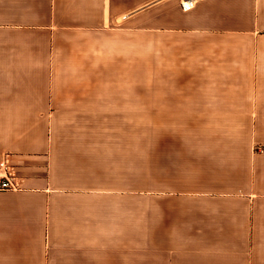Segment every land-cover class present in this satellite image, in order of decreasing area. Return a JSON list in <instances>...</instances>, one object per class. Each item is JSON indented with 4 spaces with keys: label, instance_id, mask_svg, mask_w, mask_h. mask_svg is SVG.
<instances>
[{
    "label": "crops",
    "instance_id": "obj_1",
    "mask_svg": "<svg viewBox=\"0 0 264 264\" xmlns=\"http://www.w3.org/2000/svg\"><path fill=\"white\" fill-rule=\"evenodd\" d=\"M184 1L0 0V264H264V0Z\"/></svg>",
    "mask_w": 264,
    "mask_h": 264
},
{
    "label": "built area",
    "instance_id": "obj_2",
    "mask_svg": "<svg viewBox=\"0 0 264 264\" xmlns=\"http://www.w3.org/2000/svg\"><path fill=\"white\" fill-rule=\"evenodd\" d=\"M192 5V0H185L181 4V7L183 10H188L192 7ZM259 151L264 152V147L260 148ZM19 189L20 185L11 172L8 161L5 158L2 159V161L0 162V191H15Z\"/></svg>",
    "mask_w": 264,
    "mask_h": 264
}]
</instances>
